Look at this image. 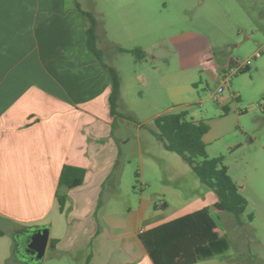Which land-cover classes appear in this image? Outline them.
I'll return each instance as SVG.
<instances>
[{
	"label": "crops",
	"instance_id": "obj_1",
	"mask_svg": "<svg viewBox=\"0 0 264 264\" xmlns=\"http://www.w3.org/2000/svg\"><path fill=\"white\" fill-rule=\"evenodd\" d=\"M76 5L87 13L77 0H0V264L15 263L12 237L26 227L49 229L57 260L80 252L83 264H153L138 234L212 207L217 197L207 192L186 200L173 191V205L141 195L136 208L118 207L120 163L111 128L117 115L128 120L118 111L124 81L146 80L136 68L127 74L105 64L99 26ZM91 28L102 62L118 79L115 114L108 74L86 45ZM171 108L151 103L148 120ZM64 165L85 176L82 185L63 191L60 212Z\"/></svg>",
	"mask_w": 264,
	"mask_h": 264
},
{
	"label": "rangeland",
	"instance_id": "obj_2",
	"mask_svg": "<svg viewBox=\"0 0 264 264\" xmlns=\"http://www.w3.org/2000/svg\"><path fill=\"white\" fill-rule=\"evenodd\" d=\"M77 1L99 26L97 48L105 64L127 74L136 68L146 80L124 81L118 111L129 121L117 115L111 128L120 163L118 207L136 208L141 195L173 205V191L186 200L213 192L152 134L151 103L172 107L170 113L186 111L188 119L209 126L207 156L223 157L247 201L241 223L233 214L209 207L228 247L196 264H264V0ZM117 48H140L145 60L136 62ZM255 53L260 56L252 59ZM232 60L251 64L232 75L215 97L225 74L236 68L228 69ZM31 231L13 235V264L28 262ZM82 259L75 252L57 260L47 249L39 264H83Z\"/></svg>",
	"mask_w": 264,
	"mask_h": 264
},
{
	"label": "trees",
	"instance_id": "obj_3",
	"mask_svg": "<svg viewBox=\"0 0 264 264\" xmlns=\"http://www.w3.org/2000/svg\"><path fill=\"white\" fill-rule=\"evenodd\" d=\"M82 16L94 21L79 9ZM87 48L96 57L101 67L107 72L111 83L110 110L115 114L118 98V79L116 73L102 62L100 51L96 48L94 29L87 33ZM121 52L134 56L136 62L145 60V53L140 48L131 50L119 49ZM231 63V62H230ZM246 68L244 71H247ZM226 113V110H225ZM152 134L160 141L163 148L177 154L195 173L201 184L208 187L217 197L212 206L215 213L227 212L241 223L240 216L247 207L246 199L240 194L239 188L228 174L223 164V157L209 158L203 137L208 133L209 126L201 120L188 119L186 111L165 113L153 119ZM200 159V161H197ZM85 171L80 168L64 165L58 179L57 203L62 212L66 203L64 190L79 187L84 182ZM252 219V214L248 215ZM40 227L32 229V235ZM21 233L17 232L16 237ZM31 235V236H32ZM138 239L153 264H196L201 259L210 258L226 251L228 244L219 233L214 221L210 218L209 207L184 215L147 229L138 234ZM56 241L49 242V249L55 248ZM29 250V249H28ZM26 264H39L31 261V252Z\"/></svg>",
	"mask_w": 264,
	"mask_h": 264
},
{
	"label": "water",
	"instance_id": "obj_4",
	"mask_svg": "<svg viewBox=\"0 0 264 264\" xmlns=\"http://www.w3.org/2000/svg\"><path fill=\"white\" fill-rule=\"evenodd\" d=\"M49 242V229L47 227L38 228L29 238L28 249L31 252V261L40 262L44 259Z\"/></svg>",
	"mask_w": 264,
	"mask_h": 264
},
{
	"label": "built area",
	"instance_id": "obj_5",
	"mask_svg": "<svg viewBox=\"0 0 264 264\" xmlns=\"http://www.w3.org/2000/svg\"><path fill=\"white\" fill-rule=\"evenodd\" d=\"M260 55H259V53H255L253 56H252V59H256V58H258ZM250 64H251V62H250V60H246L245 62H241V63H239V62H234L233 64H231V65H235V69H230V67H231V65L229 66V68L228 69H230L229 71H228V73H226L225 74V76L223 77V80H222V85L218 88V90H217V92L215 93V97H217V95L219 94V93H221L222 92V89H223V87L226 85V84H228V82H229V80H230V77L232 76V75H235V73H237L238 71H240L241 69H246V68H248L249 66H250Z\"/></svg>",
	"mask_w": 264,
	"mask_h": 264
}]
</instances>
